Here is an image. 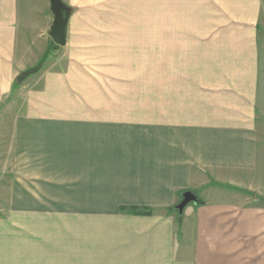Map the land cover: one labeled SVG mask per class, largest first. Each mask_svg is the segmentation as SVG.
<instances>
[{"label":"crops","instance_id":"obj_1","mask_svg":"<svg viewBox=\"0 0 264 264\" xmlns=\"http://www.w3.org/2000/svg\"><path fill=\"white\" fill-rule=\"evenodd\" d=\"M62 1L65 44L19 79L53 13L0 0V264H264V0H161L146 17ZM186 190L203 203L179 219Z\"/></svg>","mask_w":264,"mask_h":264},{"label":"rangeland","instance_id":"obj_2","mask_svg":"<svg viewBox=\"0 0 264 264\" xmlns=\"http://www.w3.org/2000/svg\"><path fill=\"white\" fill-rule=\"evenodd\" d=\"M85 5L84 15L105 17L160 16L162 10L161 0H87ZM3 107H5V104L0 105V113L4 112L3 114H8L7 112L9 111H4ZM9 110L10 112L13 111V109ZM9 141L10 121L7 117H0V219L2 217L6 218L9 208H11L9 196L13 188L10 180L13 177V170L4 168V166L9 164L11 157ZM57 204L64 205L66 202H57ZM54 219L60 222L65 218L54 217Z\"/></svg>","mask_w":264,"mask_h":264},{"label":"water","instance_id":"obj_3","mask_svg":"<svg viewBox=\"0 0 264 264\" xmlns=\"http://www.w3.org/2000/svg\"><path fill=\"white\" fill-rule=\"evenodd\" d=\"M49 2L53 21L48 34L57 46H62L65 44L66 25L71 11L62 0H49ZM15 81H18V78H15ZM196 199L197 197L193 192L184 191L181 200L177 203L178 210L182 211L186 204L195 202Z\"/></svg>","mask_w":264,"mask_h":264},{"label":"trees","instance_id":"obj_4","mask_svg":"<svg viewBox=\"0 0 264 264\" xmlns=\"http://www.w3.org/2000/svg\"><path fill=\"white\" fill-rule=\"evenodd\" d=\"M57 47V45L52 41L50 40L49 41V44H48V47H47V50L45 51V53L43 54V56L41 57V59L34 65V66H31V67H28L27 69H25L24 71H22L20 73V76H19V79H22L32 73H34L35 71H37L39 69V67L41 66L42 62L44 61V59L50 54V51ZM180 201V200H179ZM178 203V202H177ZM177 203H175L174 205L172 206H169L168 207V210L169 211H174L177 213V216L178 218L180 219V215L182 214V211H179L178 208H177ZM195 203L196 204H199V203H203V201L197 197V199L195 200ZM131 211H134V212H138V213H146L148 211L144 210V209H141V208H137V207H130L129 208Z\"/></svg>","mask_w":264,"mask_h":264}]
</instances>
